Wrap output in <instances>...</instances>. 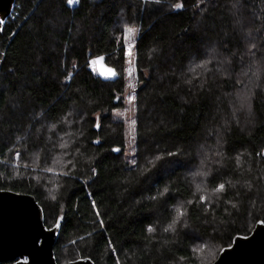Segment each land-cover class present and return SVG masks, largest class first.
<instances>
[{
  "label": "trees",
  "instance_id": "obj_1",
  "mask_svg": "<svg viewBox=\"0 0 264 264\" xmlns=\"http://www.w3.org/2000/svg\"><path fill=\"white\" fill-rule=\"evenodd\" d=\"M66 1L16 0L0 29V189L61 217L58 264L212 263L264 221V0Z\"/></svg>",
  "mask_w": 264,
  "mask_h": 264
},
{
  "label": "water",
  "instance_id": "obj_2",
  "mask_svg": "<svg viewBox=\"0 0 264 264\" xmlns=\"http://www.w3.org/2000/svg\"><path fill=\"white\" fill-rule=\"evenodd\" d=\"M15 1L0 0L1 30L14 10ZM94 60L101 80L113 82L119 78L103 55ZM108 69H113L116 75H106ZM37 203L30 193L0 189V264H58L53 247L60 233L61 217L52 226H46L44 211ZM57 221L59 226H56ZM65 264L95 263L87 255ZM210 264H264V221L258 220L246 235H234L231 243L221 248Z\"/></svg>",
  "mask_w": 264,
  "mask_h": 264
},
{
  "label": "rangeland",
  "instance_id": "obj_3",
  "mask_svg": "<svg viewBox=\"0 0 264 264\" xmlns=\"http://www.w3.org/2000/svg\"><path fill=\"white\" fill-rule=\"evenodd\" d=\"M98 1V0H93ZM137 31L132 37L125 38L124 30H123V38L125 43V83L124 90L117 98L122 99V107L117 108L114 113L115 117L126 126V152L128 154H132L133 152V141H134V124L132 123L135 120V108H134V99L130 101V97H134L135 91L139 85L136 74L135 65V56H134V45L138 36L139 29L137 27H133ZM129 46H131V55L128 54ZM94 59H90V67L95 69V64H92L91 61ZM116 98V100H117ZM18 156V152L16 151L15 157Z\"/></svg>",
  "mask_w": 264,
  "mask_h": 264
},
{
  "label": "snow or ice",
  "instance_id": "obj_4",
  "mask_svg": "<svg viewBox=\"0 0 264 264\" xmlns=\"http://www.w3.org/2000/svg\"><path fill=\"white\" fill-rule=\"evenodd\" d=\"M67 2H68V4L71 5V4H74V3L78 2V0H67ZM180 6H181L180 4H177L175 7L179 8ZM0 23H3V21L0 20ZM136 31L137 30L134 29L133 27H126L125 30H124L125 38L132 37L135 34ZM128 54L131 55V46H129ZM100 59H103V58L101 57ZM96 62H97L96 60L91 61L92 64H95ZM105 74L108 75V76H115L116 72L113 69H108L107 73H105ZM129 99L131 101L132 99H134V97H130ZM132 123L135 124V121L133 120ZM223 188H224V185L221 184V185H219L217 187V189H215V191H222ZM201 199L203 200L204 197H201ZM56 226H59V221H57V225ZM149 231H152V229L150 228Z\"/></svg>",
  "mask_w": 264,
  "mask_h": 264
},
{
  "label": "built area",
  "instance_id": "obj_5",
  "mask_svg": "<svg viewBox=\"0 0 264 264\" xmlns=\"http://www.w3.org/2000/svg\"><path fill=\"white\" fill-rule=\"evenodd\" d=\"M67 2V1H66ZM79 3V1L78 2H76V3H74V4H68V2H67V4H68V6L70 7V8H75L76 6H77V4Z\"/></svg>",
  "mask_w": 264,
  "mask_h": 264
}]
</instances>
